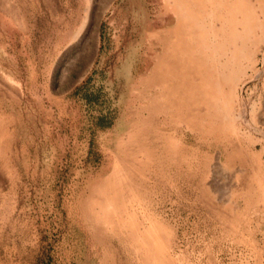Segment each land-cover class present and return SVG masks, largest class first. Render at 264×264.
Returning a JSON list of instances; mask_svg holds the SVG:
<instances>
[{"label":"rangeland","instance_id":"1","mask_svg":"<svg viewBox=\"0 0 264 264\" xmlns=\"http://www.w3.org/2000/svg\"><path fill=\"white\" fill-rule=\"evenodd\" d=\"M163 1L0 0V264H264V0H226L211 107L151 87Z\"/></svg>","mask_w":264,"mask_h":264},{"label":"bare ground","instance_id":"2","mask_svg":"<svg viewBox=\"0 0 264 264\" xmlns=\"http://www.w3.org/2000/svg\"><path fill=\"white\" fill-rule=\"evenodd\" d=\"M168 4L175 7L177 24L174 30L164 34V39L158 37L163 55L157 59L158 63L149 74L151 87L162 90L166 95L173 90L187 94L190 88L206 101L207 107H211L215 105L217 90L214 86L208 90L210 84L220 80L226 82V0H168ZM189 69L191 75L188 76L185 72ZM175 83L176 88L173 86ZM171 108L166 101V105H153L150 110L168 112ZM156 139L162 140L168 151L170 139L157 133ZM125 171L126 165L115 175H118L121 185L118 182L116 187L113 181L104 184L105 198L111 199L112 205L123 204V186L131 178V173L126 175Z\"/></svg>","mask_w":264,"mask_h":264},{"label":"crops","instance_id":"3","mask_svg":"<svg viewBox=\"0 0 264 264\" xmlns=\"http://www.w3.org/2000/svg\"><path fill=\"white\" fill-rule=\"evenodd\" d=\"M163 2L165 3V0Z\"/></svg>","mask_w":264,"mask_h":264}]
</instances>
